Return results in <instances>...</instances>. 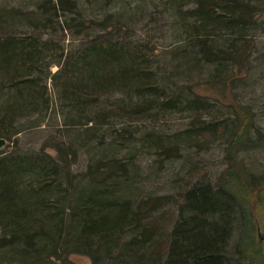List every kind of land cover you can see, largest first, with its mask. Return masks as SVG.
Here are the masks:
<instances>
[{
	"label": "trees",
	"instance_id": "1",
	"mask_svg": "<svg viewBox=\"0 0 264 264\" xmlns=\"http://www.w3.org/2000/svg\"><path fill=\"white\" fill-rule=\"evenodd\" d=\"M260 1L263 0H194L195 6L187 14L193 19L190 37L199 60L215 67L234 62L243 32L254 23ZM48 7L54 16L58 11L76 13L74 0H50ZM45 12L37 20L49 17V11ZM107 21L108 18L99 22L76 19L75 23L107 30ZM40 24L34 26L38 28ZM223 34L235 39H231L230 50L217 44ZM43 43L34 34L0 33V137L7 141L0 151V250L18 259L19 264H26L30 257L35 258L31 264H54L51 257L59 259L62 252L86 254L97 264L106 244L104 252L113 255L115 240L130 234L128 244L121 246L114 257L121 256L133 264H150L151 260L142 254L149 246L161 248L160 264H264V251L253 239L254 214L261 213L264 219V183H256L235 157L236 146L249 139L252 118L248 110L231 103L235 114L232 127L221 126L213 119L196 128V137L204 141L228 134L229 166L216 181L196 180L180 193L176 221L168 236L159 240L158 217L153 213L174 198L148 197L134 204L109 193L106 183L114 177L113 169H125L114 159L88 170L91 180L74 196L70 191H75L76 177L64 170L62 159L44 150L19 151L17 121L25 111L43 102L46 92L37 76L45 59L43 51L50 48L44 46L47 41ZM58 58H64L63 52ZM75 59L77 70L67 68L66 62L54 75L64 77L71 101L95 104L101 96L121 91L134 96L129 108L136 114L154 108L178 109L184 104L197 113L210 107L206 95L195 94L183 100L166 93L159 87L145 54L110 33L93 36ZM4 89L10 92L6 94ZM178 147L175 144L165 148L166 158L177 156ZM236 228L241 229L240 235L243 231L245 241L239 239L230 248ZM164 249L166 253H162Z\"/></svg>",
	"mask_w": 264,
	"mask_h": 264
},
{
	"label": "rangeland",
	"instance_id": "2",
	"mask_svg": "<svg viewBox=\"0 0 264 264\" xmlns=\"http://www.w3.org/2000/svg\"><path fill=\"white\" fill-rule=\"evenodd\" d=\"M49 1L0 0V22H3L0 33L34 34L44 43L47 41L43 43L45 47H50L43 51L45 59L37 73L40 85L46 86L43 102L25 111L17 121L20 152L44 150L62 159L64 170L76 177L75 191H70L74 196L76 191L86 189L85 183L91 180L88 170L99 162L110 163L114 159L125 169H113L114 177L106 183L109 193L134 204L148 197L174 198L153 213L158 217L159 240H162L176 221L180 193L196 180L214 182L227 170L228 134L204 141L196 137V128L213 119L221 126L232 127L235 114L231 103H235L246 108L252 118L249 139L236 146L235 157L255 177L256 183H264V136L258 135L264 134V0L259 2L254 23L243 32L235 61L218 67L199 60L197 49L192 47L193 19L187 12L195 6L194 0H74L76 13L58 11L56 16L50 12ZM42 11H49V17L37 20ZM14 14L16 17L11 18ZM105 18L110 24L107 30L98 25L86 27L75 23L76 19L99 22ZM35 23L42 26L37 28ZM102 33H110L145 54L159 87L165 88L166 93L183 100L195 94L206 95L209 109L197 113L184 104L178 109L154 108L136 114L129 108L134 96L121 91L107 93L95 104L71 101L64 77L54 75L66 62L67 68L77 70L74 63L77 54L89 39ZM231 39L232 35L223 34L217 44L230 50ZM61 52L64 58L59 61ZM3 92L7 94L10 90ZM175 144L179 145L178 155L166 158L164 149ZM261 217V213L253 216V239L264 251ZM238 228L233 232L230 248L239 239L245 241L243 231L240 235ZM130 237L127 234L115 240L117 247L113 255L104 252L109 245L106 244L97 264H133L121 256L114 257ZM160 251L161 248L149 246L142 254L151 260L150 264L152 261L160 264ZM13 258L0 250V264H19ZM58 258L51 257L54 264H94L92 257L79 252H62ZM34 259L30 257L26 264L35 262Z\"/></svg>",
	"mask_w": 264,
	"mask_h": 264
},
{
	"label": "water",
	"instance_id": "3",
	"mask_svg": "<svg viewBox=\"0 0 264 264\" xmlns=\"http://www.w3.org/2000/svg\"><path fill=\"white\" fill-rule=\"evenodd\" d=\"M6 143L7 141L4 138L0 137V151L5 147Z\"/></svg>",
	"mask_w": 264,
	"mask_h": 264
}]
</instances>
